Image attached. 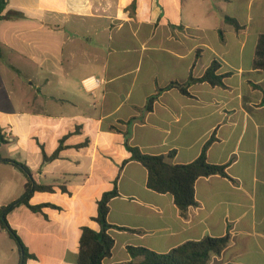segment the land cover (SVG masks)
Masks as SVG:
<instances>
[{
    "label": "crops",
    "instance_id": "0c3cea01",
    "mask_svg": "<svg viewBox=\"0 0 264 264\" xmlns=\"http://www.w3.org/2000/svg\"><path fill=\"white\" fill-rule=\"evenodd\" d=\"M3 15L0 134L10 153L0 157V210L27 183L3 159L27 164L35 183L55 186L35 191L32 204L60 207L33 212L20 204L8 213L36 256L26 264H77L82 229L98 228V202L115 181L119 196L107 220L135 231L109 229L115 246L103 264L141 262L128 246L166 253L228 230L230 242L211 264H264V71L253 66L264 0H6ZM215 61L224 87L195 83L192 96L165 90L144 110L159 88L201 77ZM213 135L208 161L226 165L230 178H199L186 216L171 195L148 188L139 162L122 167L127 142L188 164ZM64 138L59 158L43 165V153ZM20 257L0 228V264Z\"/></svg>",
    "mask_w": 264,
    "mask_h": 264
},
{
    "label": "trees",
    "instance_id": "16d2710c",
    "mask_svg": "<svg viewBox=\"0 0 264 264\" xmlns=\"http://www.w3.org/2000/svg\"><path fill=\"white\" fill-rule=\"evenodd\" d=\"M5 6L6 0H0V20L5 17L3 15ZM226 21L238 30L242 28L235 18L227 16ZM253 66L255 69L264 71V32L258 37ZM219 67V63L215 61L201 77L196 78L190 76L185 83L173 81L168 86L159 88L158 93L148 98L144 110L148 112L152 111L158 96L165 90L177 89L186 96H192L189 88L195 83H209L212 86L224 87L225 75L217 73ZM65 140L66 138L60 141L58 149L51 155H48L46 152L43 153V165L59 158L61 152L66 147L64 145ZM215 140V135H213L203 146L202 152L198 158L188 164H173L168 161L166 155L146 154L139 147L131 146L127 142L126 146L130 152V158L123 162L122 167L130 160L139 162L148 172V188L159 194L171 195L182 215L186 216L189 208L197 204L196 183L199 178L212 175L230 178L227 173L226 165L213 164L208 161V149ZM2 141L4 140L0 134V142ZM171 155H173V153H171L170 156ZM3 161L13 165L23 173L27 179L24 195L20 199L3 206L0 210V228L7 231L16 241L21 255L19 264H26L29 258H36V256L28 251L17 232L9 225L7 221L8 213L20 204H25L33 212H43L46 207H53L56 209L60 207L51 203L32 204L31 199L35 191L53 192L55 186L35 183L31 168L23 162L11 159H3ZM61 189L67 191L65 186H62ZM118 196L119 191L117 181H115L113 189L104 193L98 202V215L94 218L98 228L86 226L82 229L77 264H103L105 259L113 255L115 240L109 234V229L116 228L131 232L135 231L130 228L112 225L107 220L110 212V202ZM230 239L231 233L228 230L225 236H207L197 241H187L172 248L166 253H159L145 247L128 246L127 251L132 259L142 256L143 260L141 262L131 260L120 264H211V256L213 254L221 255L230 242Z\"/></svg>",
    "mask_w": 264,
    "mask_h": 264
},
{
    "label": "rangeland",
    "instance_id": "374dc122",
    "mask_svg": "<svg viewBox=\"0 0 264 264\" xmlns=\"http://www.w3.org/2000/svg\"><path fill=\"white\" fill-rule=\"evenodd\" d=\"M17 120V118L15 119ZM16 135H20L21 136V131L17 130V132H14ZM10 153L9 147L6 145H2V143L0 142V157H5L8 156ZM5 177H8L7 173H5ZM10 176V175H9ZM14 183L18 184V179L15 178L14 179Z\"/></svg>",
    "mask_w": 264,
    "mask_h": 264
}]
</instances>
